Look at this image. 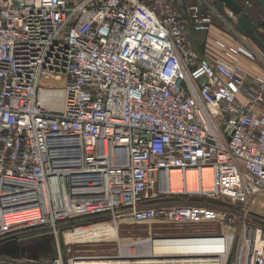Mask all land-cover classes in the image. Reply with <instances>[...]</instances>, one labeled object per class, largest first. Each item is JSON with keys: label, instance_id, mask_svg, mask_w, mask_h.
Wrapping results in <instances>:
<instances>
[{"label": "built area", "instance_id": "2783aa9c", "mask_svg": "<svg viewBox=\"0 0 264 264\" xmlns=\"http://www.w3.org/2000/svg\"><path fill=\"white\" fill-rule=\"evenodd\" d=\"M213 23L183 0H0V242L149 230L146 256L2 264H264V73L241 45L200 57L191 31Z\"/></svg>", "mask_w": 264, "mask_h": 264}, {"label": "rangeland", "instance_id": "374dc122", "mask_svg": "<svg viewBox=\"0 0 264 264\" xmlns=\"http://www.w3.org/2000/svg\"><path fill=\"white\" fill-rule=\"evenodd\" d=\"M187 4L186 0H183ZM193 1V0H191ZM209 5L221 6V9L224 8V3L220 0H206ZM261 10V9H260ZM252 12V11H251ZM224 13V9L223 12ZM229 17V16H228ZM254 18L263 19L256 15ZM228 21L233 23L234 27L223 31L226 34L230 35L233 38L235 46L241 45L246 47L256 58V61H248L250 70L248 69L251 75L255 74L258 71V74L264 73V49L260 47L255 41L249 38V36L243 32L241 29L236 27L233 17H229ZM193 47L197 50L198 55L205 57L210 54L211 48L204 43V34L198 33L195 35V38L192 39ZM246 60V59H243ZM57 85H62L63 81ZM46 83L43 81V84ZM50 86V84H48ZM243 205H239L236 208L241 209ZM248 210L250 213L249 219L251 218L257 224H264V191L260 192L253 196L248 205ZM263 221V222H261ZM205 226V229L209 225L196 224V228H202ZM169 233H187L191 232L192 227L176 226ZM182 227V228H176ZM149 230L142 229L132 225H122L120 226L118 237L117 233H112L110 237L105 238L104 240L99 241H87L83 243H67L63 238L62 234L59 235L58 239L55 237V234L51 230L37 229L32 231H22L18 233H12L5 237V240L0 242V264L6 260L13 258L24 259V260H48L55 257L59 251L62 252L64 258H69L71 256H86V257H103L107 258L110 256L121 255V249L119 248V242L123 245H131L137 238H142ZM119 241V242H118ZM142 254V253H141Z\"/></svg>", "mask_w": 264, "mask_h": 264}, {"label": "crops", "instance_id": "0c3cea01", "mask_svg": "<svg viewBox=\"0 0 264 264\" xmlns=\"http://www.w3.org/2000/svg\"><path fill=\"white\" fill-rule=\"evenodd\" d=\"M186 1H187L186 2L187 5H197L201 8L202 11L212 13L214 15V23H213L211 29L209 30V32L203 33L204 38H205L204 43L207 44L208 46H210L211 52L209 55H207L203 58L214 59V57L216 55L221 53V50L217 45V40H221L230 46H235L234 42H233V38L230 37V35L223 32V31L229 30V29L234 27L233 23L228 21V18L232 17L233 14L230 12V10L225 5H224V8L221 9V6L217 7L215 5H209L206 0H193V1L186 0ZM249 1H250V4L245 5L247 8L246 14L250 18V20L252 22H254L257 26H259L261 29V25L264 23V18L262 20L261 19L257 20V18H254V17L256 15H258V17L262 18V16L264 15V10L258 4L253 2V0H238V2H240L241 4H246ZM223 9H224V13H222ZM234 22L236 23V27L241 29L238 26L236 19H234ZM195 35L197 36L198 32L191 31V36H190L191 42L193 41L192 39L195 38ZM194 50L197 52V50L195 48H194ZM247 62H248L247 60H242L241 65L245 70H248V69L250 70L249 67H251V66H249V64ZM258 73H259L258 71L255 72V74H258Z\"/></svg>", "mask_w": 264, "mask_h": 264}, {"label": "water", "instance_id": "95a60500", "mask_svg": "<svg viewBox=\"0 0 264 264\" xmlns=\"http://www.w3.org/2000/svg\"><path fill=\"white\" fill-rule=\"evenodd\" d=\"M230 12L236 16L238 26L264 49V23L261 29L247 16L246 4H241L238 0H221ZM264 10V0H253Z\"/></svg>", "mask_w": 264, "mask_h": 264}, {"label": "bare ground", "instance_id": "6f19581e", "mask_svg": "<svg viewBox=\"0 0 264 264\" xmlns=\"http://www.w3.org/2000/svg\"><path fill=\"white\" fill-rule=\"evenodd\" d=\"M64 96V92L62 90H58V91H53V90H49V91H44L41 95H40V99L42 101L43 104L52 107L56 110H59L61 108L62 105V98ZM209 173V172H208ZM210 180H208L209 183ZM108 233H107V237H110L112 233H117L116 229H113L112 227H110L108 229ZM103 231H95V234H102ZM96 237H98L96 235ZM101 239V238H98ZM92 241H96V240H92ZM136 244H134L133 246L136 248V252L133 251V255L136 256V254L138 255H147L149 253V247L146 241H139L135 240ZM130 246L125 245V247L123 246L121 248V252L122 254L118 257H130V250L129 249ZM142 253V254H141ZM158 253V252H157ZM159 255V254H158ZM133 256V257H134ZM107 258V257H105ZM158 264H163V263H158Z\"/></svg>", "mask_w": 264, "mask_h": 264}, {"label": "trees", "instance_id": "16d2710c", "mask_svg": "<svg viewBox=\"0 0 264 264\" xmlns=\"http://www.w3.org/2000/svg\"><path fill=\"white\" fill-rule=\"evenodd\" d=\"M242 30V29H241ZM243 31V30H242ZM244 32V31H243ZM5 240V239H4ZM3 241V240H2Z\"/></svg>", "mask_w": 264, "mask_h": 264}]
</instances>
